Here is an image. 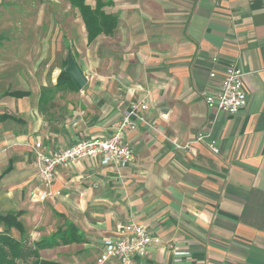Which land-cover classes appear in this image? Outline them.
<instances>
[{
    "label": "crops",
    "instance_id": "0c3cea01",
    "mask_svg": "<svg viewBox=\"0 0 264 264\" xmlns=\"http://www.w3.org/2000/svg\"><path fill=\"white\" fill-rule=\"evenodd\" d=\"M96 1L117 19L112 34L88 42L78 11L54 0L73 11L63 14L70 26L60 35L63 45L50 50L44 66V49L36 46L38 87L0 103V115L17 119L0 122V175L10 169L0 179V213L21 212L18 221L31 243L71 223L81 243L38 252L43 259L42 252L54 251L59 258L48 261L61 264H98L103 240L129 221L160 240L130 264H264V0L85 4L94 9ZM67 53L86 78L82 90L54 89ZM229 62L245 74L246 106L211 127L201 93L219 88ZM133 106L143 108L147 126L126 134L134 156L129 166L68 163L56 170L44 201L31 197L39 190L33 143L57 151L110 137ZM207 130L218 154L205 142L192 144ZM174 139L191 149H176ZM175 253L181 262H174Z\"/></svg>",
    "mask_w": 264,
    "mask_h": 264
},
{
    "label": "built area",
    "instance_id": "2783aa9c",
    "mask_svg": "<svg viewBox=\"0 0 264 264\" xmlns=\"http://www.w3.org/2000/svg\"><path fill=\"white\" fill-rule=\"evenodd\" d=\"M211 62L217 65L218 59L213 57ZM244 75L236 62H229L222 68L219 88L213 92L201 93L207 112L211 116V127L218 118L235 116L245 108ZM208 77L210 80H215L217 72L211 70ZM139 111H143V108L133 106L128 114L115 124L112 135L107 138L82 139L57 151L45 149L41 142L33 143L31 149L39 190L31 197L35 201H44L51 194L49 188L54 182L56 170L68 163L94 159L101 166L113 165L117 168L129 166L134 156L132 149L124 140L128 132L136 130L140 124L146 125ZM199 142H205L213 154H218L217 141L212 137L210 130L200 132L192 144ZM172 143L176 149H191L190 144L181 147L176 139L172 140ZM159 243V238L151 235L141 224L129 221L118 230L115 236L103 240L97 263L104 264L113 260L120 264H130L144 259L150 248ZM179 255L181 254H174L175 263L181 262Z\"/></svg>",
    "mask_w": 264,
    "mask_h": 264
},
{
    "label": "rangeland",
    "instance_id": "374dc122",
    "mask_svg": "<svg viewBox=\"0 0 264 264\" xmlns=\"http://www.w3.org/2000/svg\"><path fill=\"white\" fill-rule=\"evenodd\" d=\"M53 1L0 0V103L5 99L1 98L4 92L38 87V82L34 80L39 72L34 67L37 63L34 55L39 53L34 50L36 46L44 49L41 63L44 66L50 59V50L59 43L63 45L60 35L70 30L69 21L63 14L73 11L63 3ZM43 69L50 70V67ZM41 257L54 259L55 252L44 251Z\"/></svg>",
    "mask_w": 264,
    "mask_h": 264
},
{
    "label": "trees",
    "instance_id": "16d2710c",
    "mask_svg": "<svg viewBox=\"0 0 264 264\" xmlns=\"http://www.w3.org/2000/svg\"><path fill=\"white\" fill-rule=\"evenodd\" d=\"M65 1L78 11L86 29L88 42L93 41L100 34L105 36L112 34L116 27L117 19L114 16L105 15L101 11L106 5L105 3L96 1L94 9H91L85 4V0ZM65 65L66 60H64ZM64 84H69L73 90H77L69 76L62 70L58 75L54 89L58 90ZM28 95L29 93L26 91H11L4 92L1 98L12 97L19 99ZM7 119L17 120L12 116L0 115V122ZM9 171L10 169L7 168L2 172L0 179ZM21 215V212H8L0 216V224L4 227L0 232V264H61L41 259L38 252L60 245L79 244L82 242V237L77 229L71 223H66L64 229L60 228L50 237L31 243L24 236L22 224L18 221ZM11 229L16 230L20 234L19 240L12 237Z\"/></svg>",
    "mask_w": 264,
    "mask_h": 264
},
{
    "label": "water",
    "instance_id": "95a60500",
    "mask_svg": "<svg viewBox=\"0 0 264 264\" xmlns=\"http://www.w3.org/2000/svg\"><path fill=\"white\" fill-rule=\"evenodd\" d=\"M64 72L69 76L77 90H82L86 84V78L83 76L81 70L77 66L76 62L72 58L70 53L66 56V66ZM3 214L0 213V216Z\"/></svg>",
    "mask_w": 264,
    "mask_h": 264
}]
</instances>
